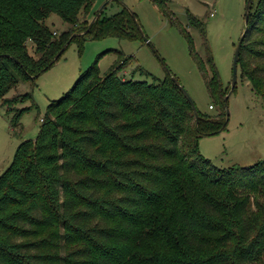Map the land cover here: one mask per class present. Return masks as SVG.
Returning <instances> with one entry per match:
<instances>
[{"label":"trees","instance_id":"16d2710c","mask_svg":"<svg viewBox=\"0 0 264 264\" xmlns=\"http://www.w3.org/2000/svg\"><path fill=\"white\" fill-rule=\"evenodd\" d=\"M96 2L0 0V107L11 129L33 105L18 108L30 93L6 96L35 86L70 44L143 41L127 9L108 17L104 7L89 29ZM152 2L173 21L171 0ZM51 14L72 28L57 36ZM187 25L202 38L204 59L183 29L218 115L196 123L172 77L135 67L126 78L131 58L119 51L101 74L99 55L0 176V264H264V161L216 169L199 154L202 137L226 129L225 89L206 23L187 13ZM245 28L238 67L264 106V0L251 1Z\"/></svg>","mask_w":264,"mask_h":264},{"label":"rangeland","instance_id":"374dc122","mask_svg":"<svg viewBox=\"0 0 264 264\" xmlns=\"http://www.w3.org/2000/svg\"><path fill=\"white\" fill-rule=\"evenodd\" d=\"M103 5H106L104 15L108 17L124 9L132 13L150 46L141 40L86 39L79 51L78 44L72 43L60 60L35 80V86L19 84L6 97L30 93L31 101L18 108L30 105L33 108L23 115L15 129H11V115L0 107V176L12 163L19 144L36 138L49 103L61 99L99 55L97 67L101 74L106 73L117 58L113 51L131 58L124 72L126 78L135 67L159 80L169 75L186 91L199 115H218L219 108L213 104L206 79L192 59L183 29L191 35L195 52L204 59L202 38L198 31L188 28L187 13L206 23L207 46L225 89L221 93L225 98L232 84L235 48L244 31L246 0H171L169 8L174 15L173 21L165 18L152 0H97L93 12L97 13ZM79 19L82 20L80 16ZM45 23L57 36L72 28L55 14ZM29 49L31 52V45ZM135 80L151 82V78L139 76ZM226 107V129L217 135L202 137L198 142L199 154L216 169L248 168L264 161V106L241 76L239 67L236 85Z\"/></svg>","mask_w":264,"mask_h":264},{"label":"water","instance_id":"95a60500","mask_svg":"<svg viewBox=\"0 0 264 264\" xmlns=\"http://www.w3.org/2000/svg\"><path fill=\"white\" fill-rule=\"evenodd\" d=\"M251 1L252 0H246V6H245V11H244V25L246 26L247 25V22H248V13H249V10H250V4H251ZM106 5H103L100 10L97 12L96 16L94 17V19L90 22V25H89V29L91 28V26L93 25L94 21L99 17V15L101 14L103 8L105 7ZM132 18H133V22L135 24V26L137 27V30L139 31L140 35H141V38L142 40L148 45L150 46V44L148 43V40L144 37V34L143 32L141 31L140 27L138 26V23L135 19V16L130 13ZM88 29V30H89ZM245 31H246V28L244 29L242 35H241V38L239 39L238 41V44L235 48V52H234V56H233V63H232V84H231V87H230V91L229 93L225 96L224 98V106H225V110H226V118L228 117V110H227V107H226V103H227V100L229 99V96L231 95L232 93V90L233 88L235 87L236 85V80H237V71H238V61H239V55H240V48H241V44H242V41H243V38H244V35H245ZM68 46V44H67ZM64 50H62L55 58H54V62H56L58 60V58L60 57L61 53L63 52ZM173 82L174 84L177 86V88L180 90V92L183 94V96L185 97V99L187 100V102L189 103V105L191 106V109L193 111V114H194V118H195V122L197 123L198 120H199V116H198V113L196 111V108H195V105L193 103V101L191 100V98L189 97V95L186 93V91L180 86V84L175 80L173 79ZM232 89V90H231Z\"/></svg>","mask_w":264,"mask_h":264},{"label":"built area","instance_id":"2783aa9c","mask_svg":"<svg viewBox=\"0 0 264 264\" xmlns=\"http://www.w3.org/2000/svg\"><path fill=\"white\" fill-rule=\"evenodd\" d=\"M209 109H212V107H209Z\"/></svg>","mask_w":264,"mask_h":264},{"label":"crops","instance_id":"0c3cea01","mask_svg":"<svg viewBox=\"0 0 264 264\" xmlns=\"http://www.w3.org/2000/svg\"><path fill=\"white\" fill-rule=\"evenodd\" d=\"M183 1H185V0H183Z\"/></svg>","mask_w":264,"mask_h":264}]
</instances>
